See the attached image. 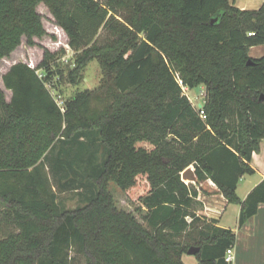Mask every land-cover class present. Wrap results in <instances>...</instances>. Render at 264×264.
<instances>
[{
  "label": "trees",
  "instance_id": "trees-1",
  "mask_svg": "<svg viewBox=\"0 0 264 264\" xmlns=\"http://www.w3.org/2000/svg\"><path fill=\"white\" fill-rule=\"evenodd\" d=\"M40 3L75 51L66 78L77 83L97 59L107 80L61 105L48 87L56 52L3 74L12 95L0 86V264H73V251L85 264H186L191 246L201 247L197 264H232L225 254L233 230L192 231L198 185L208 179L241 205L240 225L264 203V181L244 200L237 193L241 177L255 173L250 161L264 139V55H249L264 44V3L0 0V66L24 37L35 46L47 34ZM203 86L206 117L183 91ZM56 150L59 163H50ZM84 161L97 193L64 209L56 184L75 182ZM112 181L148 208V226L117 208Z\"/></svg>",
  "mask_w": 264,
  "mask_h": 264
},
{
  "label": "rangeland",
  "instance_id": "rangeland-1",
  "mask_svg": "<svg viewBox=\"0 0 264 264\" xmlns=\"http://www.w3.org/2000/svg\"><path fill=\"white\" fill-rule=\"evenodd\" d=\"M37 9L43 15V23L47 30V34L42 38L36 37L35 40L38 45L35 46L28 45L27 39L24 37L22 44L11 54V56L3 59L0 66V86L4 89L7 99L9 100L11 97V93L9 90L5 89L2 79L3 74L7 72L10 66L20 61L38 66L43 60L45 49H49L54 53L56 52V58L50 63L54 70V78H52L48 87L61 105H64L65 101L75 97L80 91L100 88L107 80V77L97 59L88 63L77 83H72L66 78L68 69L72 68L74 65L75 51L70 47L68 36L65 31L56 24L48 7L44 3H40ZM60 69L66 71L63 78L58 74ZM40 73L44 74V71L40 70ZM183 91L187 94L195 107H198L197 104L205 101L206 88L204 86L201 87L199 91L187 87H184ZM98 148L100 149V146H98ZM56 154L57 150L50 155V163L57 160L55 157ZM85 157L86 155L84 158ZM103 157L104 149H101L96 163H100L103 160ZM58 163L59 162L56 161V164ZM82 163L83 161L81 164ZM84 163L85 165L83 164L82 168H78L77 173L74 174L76 175L75 182L72 181L69 183L68 180L70 179H68L67 182L63 180V183L60 185L56 184L55 188L58 191V200L64 209L72 210L85 206L97 193L96 181L91 177H87V171L90 172V170L84 171L86 161H84ZM55 171L60 172L61 170L58 169ZM90 175H94V173L90 172ZM58 176L59 174L57 173L55 179H57ZM244 185V183L240 184L238 194H243ZM109 190L112 193L115 205L119 210L133 213L139 222L148 226V222L144 217L148 212V208L143 205L138 198L136 199L129 194L131 190H123L113 181L110 182ZM226 200L227 199L222 193H220L219 188L214 181L208 179L200 183L198 185L197 197L199 204H197L196 207V212L197 215L200 216V221H198L196 229L193 230L192 233L196 234L199 229L203 228L204 224L220 226L221 223L223 226L234 229L239 221L238 211L236 206L230 205L224 212L223 204ZM139 207L140 209H137ZM2 211L3 206L0 203V217ZM223 212L224 214L222 215ZM188 219L192 220L191 217H188ZM214 220L216 221L214 222ZM180 240L187 241L186 234H184ZM70 255L74 258L73 264H85L83 256L77 254L75 251L71 252ZM182 258L186 264L198 263V259L195 255L185 253Z\"/></svg>",
  "mask_w": 264,
  "mask_h": 264
},
{
  "label": "crops",
  "instance_id": "crops-1",
  "mask_svg": "<svg viewBox=\"0 0 264 264\" xmlns=\"http://www.w3.org/2000/svg\"><path fill=\"white\" fill-rule=\"evenodd\" d=\"M231 1L241 9H258L264 3V0ZM249 55L254 58L263 56L264 44L252 46L249 50ZM9 91L12 95V91ZM250 165L255 169V173L243 175L238 183L237 193H239L240 184H245L243 194H238L243 200L247 198L248 194L257 185L264 181V139L260 143L259 150L252 154ZM230 205L236 206L238 218H240V204L229 203L226 200L223 204V211L225 212ZM220 226L228 228L221 225V223ZM229 229L236 233V242L234 244L235 258L233 264H264V203L259 205L258 212L244 224L240 225L238 221L234 229Z\"/></svg>",
  "mask_w": 264,
  "mask_h": 264
},
{
  "label": "built area",
  "instance_id": "built-area-1",
  "mask_svg": "<svg viewBox=\"0 0 264 264\" xmlns=\"http://www.w3.org/2000/svg\"><path fill=\"white\" fill-rule=\"evenodd\" d=\"M29 65L32 66V67H36L33 64H29ZM40 75L42 76L43 74L40 73ZM180 83H182L181 80H180ZM203 103L204 102H201L200 104H197V106H198L197 108L200 110V113H201L202 117H206L205 111L203 109ZM234 258H235V256H234V246H231L226 251L225 259H226L227 262L233 264Z\"/></svg>",
  "mask_w": 264,
  "mask_h": 264
},
{
  "label": "water",
  "instance_id": "water-1",
  "mask_svg": "<svg viewBox=\"0 0 264 264\" xmlns=\"http://www.w3.org/2000/svg\"><path fill=\"white\" fill-rule=\"evenodd\" d=\"M216 20H217V18H214V19L212 20V22H214V21H216ZM253 63H254V61L251 60V59L248 61V64H253ZM196 90L199 91V90H200V87H197ZM260 99L264 100V93H262V94L260 95ZM200 249H201L200 246H191V247L188 249V252H187V253H188L189 255H196L198 252H200Z\"/></svg>",
  "mask_w": 264,
  "mask_h": 264
}]
</instances>
